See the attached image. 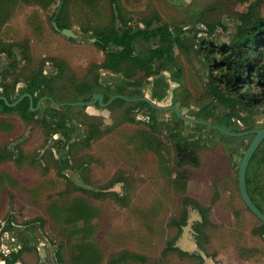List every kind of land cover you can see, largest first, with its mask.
Wrapping results in <instances>:
<instances>
[{
    "label": "rangeland",
    "instance_id": "obj_1",
    "mask_svg": "<svg viewBox=\"0 0 264 264\" xmlns=\"http://www.w3.org/2000/svg\"><path fill=\"white\" fill-rule=\"evenodd\" d=\"M111 1L66 0L61 22L78 33L79 39L53 27L61 0H55L49 9L24 2L3 8L1 38L16 44L21 56L20 63L2 78L10 93H14L12 85L17 82L16 92L20 94V86L28 84L44 65L54 70L49 91L55 100L68 97L72 103L79 99L77 86L92 80L105 59L96 45L94 30L110 26L113 13L115 26L123 29ZM247 8V3L233 0H148L145 11H125V18L135 33L146 29V17L158 13L161 25L186 32L195 28L203 32L202 38L213 30L214 37L229 43L236 33L238 16ZM84 29L90 31L85 33ZM187 34L197 48L200 40ZM153 46L154 41L139 47L137 55L149 59ZM174 62L173 74L183 83L176 92L183 112L210 120L209 111L215 116L225 113L210 92L201 59L187 56L177 46ZM165 70L150 79L143 71L132 79L104 71L99 74L109 78L106 88L111 86L107 84L110 80L121 81L126 92L147 96L161 79L168 84L163 94L168 95L165 102H169L177 84ZM137 108L133 122L125 121L124 107L118 104L111 112L89 108L96 115L89 117L83 108L71 110L81 133H87L90 124L101 133L89 143L80 137L67 143L62 137L55 141L49 135L50 128L41 123L42 113L29 121L16 113L0 115V122H8L0 130V151L10 148L15 153L14 158L0 163V263L9 252L3 241L10 238L4 230L11 220L17 227L40 226L39 238L33 233L24 238L26 248L20 264H41L38 247L53 264H212L209 260L214 264H243L242 240L261 226L248 212L238 186L239 165L253 136L226 138L191 123L179 125L172 133L171 127L160 125L171 113H156L148 105L138 104ZM150 117L156 122L153 125L160 127L158 133L150 130ZM254 120L256 129L264 127L263 114ZM79 215L87 220L83 226L76 223ZM192 218L189 238L201 253L178 247ZM20 241L16 240L17 244ZM257 259L250 264H260Z\"/></svg>",
    "mask_w": 264,
    "mask_h": 264
},
{
    "label": "trees",
    "instance_id": "obj_2",
    "mask_svg": "<svg viewBox=\"0 0 264 264\" xmlns=\"http://www.w3.org/2000/svg\"><path fill=\"white\" fill-rule=\"evenodd\" d=\"M233 1L247 3L248 8L246 12L238 16V26L234 37L229 43H224L223 40L214 37L213 30L207 33V37L200 38L198 29L194 28L186 32L182 28L172 29L167 24L161 25L162 21L158 13L145 18L143 22L145 30L134 33L127 27L130 20L125 18V11L143 12L148 6V0H112L113 12L114 9L118 12L123 29L115 26V13H113L114 20L110 26L94 30L98 36L97 46L106 54V60L99 66V69L123 74L127 79L134 78L139 71H143L146 78L158 76L164 69L171 70L173 68L175 48L181 47L187 56L192 55V57L201 59L200 63L208 73L210 92L225 109L226 114L223 117L226 118V125H229L228 119L236 118L243 120L247 129L254 128V116L264 115V0ZM13 2H24L49 9L55 0H0V29L5 24L1 12H5L3 8ZM58 26L64 28L60 19H58ZM89 31L90 29H84L83 32L88 33ZM187 33H191L190 35H193L194 39L200 40L197 48L192 40H188ZM138 39H144L148 43L155 42V47L150 50L149 59L135 56L134 43ZM14 46L16 44L4 43L0 33V82L10 67L15 66L9 65V68L3 72L1 70V54L8 53V56L12 57V47ZM155 63L160 65L156 66ZM43 73L44 68L42 67L28 79L27 91L32 95L40 90L46 82H49ZM100 79V76L96 77L97 85H100ZM16 83L13 86H16ZM80 86L91 90V82ZM4 93L11 101L9 93L7 91ZM119 102L124 103L125 101L119 100ZM0 108L3 112L8 113L18 111L28 121L36 114L31 111L28 98L15 108L7 106L4 101L0 100ZM204 109L207 111L208 107L206 106ZM212 114L214 112L209 111V115ZM64 120L65 117L62 116L59 128H65ZM129 121H133V119L130 118ZM4 154H0V160L13 158L10 152ZM258 171L261 174L260 178ZM247 183L252 198L259 195L264 200V142L252 159ZM257 206L264 212L261 204H257ZM76 223L83 226L87 220L84 216L79 215ZM134 259L142 258L134 256ZM5 260L6 264H16L20 260V254L13 252Z\"/></svg>",
    "mask_w": 264,
    "mask_h": 264
},
{
    "label": "flooded vegetation",
    "instance_id": "obj_3",
    "mask_svg": "<svg viewBox=\"0 0 264 264\" xmlns=\"http://www.w3.org/2000/svg\"><path fill=\"white\" fill-rule=\"evenodd\" d=\"M62 1V0H61ZM65 1L64 0V4L65 5ZM26 4V3H25ZM29 5V4H28ZM62 10V9H61ZM57 12V11H56ZM56 12H55V15H54V19H53V23L56 22L57 26H58V19H60V22H61V19H62V14L61 12L59 13V15L56 17ZM52 23V24H53ZM61 25L62 27L64 28H59V30H57L54 25V29L58 32H61V30L63 29H66L65 27V24H62L61 22ZM203 33V32H202ZM202 33H199L198 36H202ZM205 35L204 37H207V33L205 32ZM98 41V40H96ZM139 41H145L144 39L141 40V39H138L135 43H134V48H135V56H139L141 59H144V55L140 54V55H137V51L138 48L140 47L139 44H137V42ZM4 43H8V42H5ZM145 43L147 44L148 42L145 41ZM151 42H149L150 44ZM197 43L199 44V41H197ZM8 44H11V43H8ZM153 44V43H152ZM97 45V43H96ZM17 47L18 46H14L12 47V57H9L8 56V53H2L1 54V70L3 72H5L7 69L6 68H9V65L13 64H17V63H20L19 60H21V56L19 54H16V52L18 51L17 50ZM154 48V46H153ZM152 48V49H153ZM101 49V48H100ZM102 50V49H101ZM137 50V51H136ZM103 51V50H102ZM18 53V52H17ZM103 53L105 54V52L103 51ZM25 59H23L21 62H23ZM106 60V54H105V59H104V62ZM103 62V63H104ZM102 63V64H103ZM102 64H100L99 66H101ZM99 66L97 67V70H98V74L94 76V78L90 81H86V82H91V90H86L85 88H83L82 84H85L86 82H82L81 84H79L77 86V93H79V99H74L72 103H69L68 102V97L65 98L64 100L65 101H57L55 100L52 95L50 94V91H49V83L51 82L50 80H52V76L54 75V70H50L48 68H46L44 65L42 66L44 68V77L46 80H48L49 82H46L45 85L42 86V88H40V90L36 91L33 95L31 93H29L27 91V87L29 85L28 84H25L23 86H20L21 88V93L20 94H17L16 92V87L18 85V83H16V86H13L12 85V88L15 89L14 93H10V90L6 87V85H4V83L6 82H0V97H5V91H7V93H9L10 97H11V101L8 99V102L10 105L14 104L15 102H17L21 97H23L24 95L26 94H30L32 95L33 97V101H34V104H33V108L34 110H32L31 108V100L29 97H26L29 99V102H30V109L32 112L36 113L35 114V117L38 115V114H43V120L41 121V123L46 127L50 128L51 132H50V136H53L54 137V140L55 141H58L59 138L58 137H62V139H64V141L67 143L73 139H76L78 137L82 138L81 141L83 142H86V143H89L91 142L92 140H94L95 138H98L99 136H101L100 134L101 133H97L96 130L94 128H91V125H89V131L91 132H87V133H81V130L78 129V125L73 121V117L70 113L71 110L73 109H77V108H83L84 109V112H85V115L88 116V115H93V116H96L95 114H92L88 111L89 108H97L98 110H101L102 112L104 111H108V112H111L113 106L115 105H120L122 107H124V115H125V121L127 122H133L136 118V112L139 110V108L136 109V106L138 104H141L142 107H144L145 105H148L149 107H151L154 111H156V113H160V112H165V113H171L169 116H167V118L163 119L162 122H160V125H163L164 127H171L172 128V133L174 132H177V129H178V126L180 125V127L184 124V123H190V122H187V121H184V120H181L173 111H161V110H156L154 109L149 103L145 102V101H142L141 99L143 98H148L150 100H152L153 102H155L157 105L163 107V108H166V107H170V106H177L179 110H182V108L180 107V102L177 101V93L176 92H179L180 91V88H182L183 86V83L180 82V80H178L179 78H176L177 76H175L173 74V70H165V71H168L170 73V76H171V80L173 82H175L177 84V87L173 89V92H171V100L169 102H165L166 98L168 97V95H164L163 94V90L166 89V92L168 91V84H165V82L163 80H155L156 82L154 83L153 87L154 89L150 92V96H147L145 94H138V91H130V92H126L125 90L122 89L123 87V83H121V81H117L119 83H114V81H110L108 84V88H106V82H108L107 80L109 78H107L106 76H103L101 74H99L100 71H104V72H107L108 75H121V74H116V73H113V72H110V71H105L103 69H99ZM41 67V68H42ZM13 67H10V69H12ZM40 68V69H41ZM8 75V73L6 74V76ZM174 77H173V76ZM97 76H100L101 79H100V85H97V83H95V79ZM178 76H179V73H178ZM111 77V76H110ZM154 77H158V76H154ZM150 78H153V77H150ZM148 78V79H150ZM127 79V78H126ZM132 79V78H131ZM4 86V87H3ZM97 94H102L104 96V103L107 104L113 97H118V96H124L128 99H130L131 101H126L122 98H116L110 105H108L107 107H103L100 105L99 102H97L96 104L92 105V106H68V105H64V104H76V103H80V102H91L94 98V96H96ZM71 97V95H70ZM25 98V99H26ZM24 99V100H25ZM88 99V101H87ZM2 100V99H0ZM23 100V101H24ZM119 100H124L125 102L122 103V102H119ZM4 101V100H2ZM21 101V102H23ZM5 104L11 108H15L17 107L19 104H17L16 106H10L6 103V101H4ZM49 105V106H48ZM127 106V108L125 107ZM136 109V110H135ZM57 111H61V112H56ZM152 110V112H153ZM152 112H149L152 114ZM12 113H16L19 115V117L23 120H26L22 114L18 111H15V112H9V114H12ZM215 113V112H214ZM8 112H3L2 108H0V115H7ZM53 114V115H51ZM185 114V113H184ZM226 114L225 113H219L215 116V114H212V115H209L211 117V120L208 119V118H194L196 120H201V121H206L208 123H211L212 125L214 126H218L222 129H225V130H228L230 132H235V133H241V132H245V131H249V130H255L256 127L254 126V128L252 129H247V126L245 125V122L243 120H240V119H236V118H232V119H228V124L229 125H226V118L223 117V115ZM51 115V116H50ZM104 115V114H103ZM187 115V114H186ZM52 116L55 117V119H53L52 121ZM64 116L65 117V120H64V123H65V128H59V124H60V120H61V117ZM127 116V117H126ZM189 116V115H188ZM256 116V115H255ZM255 116H254V119H255ZM89 117V116H88ZM105 117V116H103ZM191 117V116H189ZM132 118L133 121H129V119ZM154 118V117H153ZM153 118H149L148 120V124H150L149 128L151 131H153V129L155 130L156 129V133L159 132L160 130V127H155L153 124L156 123L155 120ZM193 118V117H191ZM214 119V121H213ZM3 120H6L7 119H3ZM0 122V130H4L3 126H6L7 127V124L8 122ZM158 121V120H156ZM255 121V120H254ZM126 123V122H125ZM54 125V127L50 126V125ZM193 125H196L197 127H201L203 126V128H209L211 130H213L214 132H216L218 135L222 134V135H225L227 137H230V138H233V139H239V138H246L248 136H242V137H233V136H229V135H226V134H223L211 127H208V126H205V125H200V124H195V123H191ZM239 124H242V126H239ZM80 125V124H79ZM226 125V126H225ZM255 125V124H254ZM81 127V125H80ZM93 127V126H92ZM264 128V127H263ZM257 129H262V128H257ZM98 131V130H97ZM167 134V137H168V133ZM165 134V135H166ZM173 135V134H172ZM220 135V136H222ZM249 136H253V139H254V135H249ZM223 137V136H222ZM62 139L60 141H62ZM252 139V141H253ZM59 141V143H60ZM251 141V143H252ZM250 143V144H251ZM58 144V143H57ZM249 144V146H250ZM248 146V147H249ZM247 147V149H248ZM246 149V150H247ZM8 150V151H7ZM6 150V153L9 152L11 149L10 148H7ZM246 152V151H245ZM257 152V151H256ZM5 153V149L0 151V154L3 155ZM10 153L13 155V158L15 157V153L12 151H10ZM245 154V153H244ZM243 154V156H244ZM5 155V154H4ZM254 157V156H253ZM243 158V157H242ZM12 159V158H11ZM253 159V158H252ZM10 159L6 160V159H3L0 160V163L2 162H6V161H9ZM242 160V159H241ZM252 162V160H251ZM250 162V164H251ZM240 166V165H239ZM249 168H250V165H249ZM248 168V170H249ZM259 175H261L258 171V177ZM247 178H248V172H247ZM238 186H239V171H238ZM247 187H248V183H247ZM240 192V190H239ZM249 192V190H248ZM250 195V193H249ZM259 195H256V196H253L254 198H252V196L250 195L252 201L255 203V205L257 206V204H261V206L264 208V200L261 198L259 199L258 198ZM241 197V195H240ZM242 199V197H241ZM243 201V199H242ZM244 203V201H243ZM245 204V203H244ZM246 206V205H245ZM258 207V206H257ZM247 208V206H246ZM259 208V207H258ZM248 212L250 213V215L256 219L257 221L260 222V224H262L263 228H264V224L255 216L253 215L250 210L247 208ZM263 212V211H262ZM264 213V212H263ZM12 222V221H11ZM13 223V222H12ZM8 224V222H7ZM7 227V226H6ZM17 240V239H16ZM16 240H13V242H16ZM16 244V247H10L8 246L9 248L7 249V251H9L8 253H4V256L2 257V261L0 264H6V257H8L11 253L13 252H18L20 254V258H22V253L24 252V248L26 246V244H17V242L15 243ZM2 248V247H1ZM12 249V252L10 251ZM20 261V260H19ZM18 261V262H19ZM18 262L16 264H18Z\"/></svg>",
    "mask_w": 264,
    "mask_h": 264
},
{
    "label": "water",
    "instance_id": "obj_4",
    "mask_svg": "<svg viewBox=\"0 0 264 264\" xmlns=\"http://www.w3.org/2000/svg\"><path fill=\"white\" fill-rule=\"evenodd\" d=\"M63 4H64V0L61 1V4H60V6L57 9L56 17L61 12ZM118 16H119V14L116 11L117 23H119ZM53 25H54V27L57 30H59L56 22H54ZM61 33L63 35H65V36L69 37V38H72V39H79L80 38V35L78 33H76L73 30H70V29H63V30H61ZM16 54H18V53L16 52ZM110 81H113V80H110ZM26 97L30 98V100H31V108H32V110H34V108H33L34 101H33L32 95H30V94L24 95L23 97H21L17 102H15L12 105L9 104L7 98L0 97V99L6 101V103L8 105H10V106H16L21 101H23ZM116 98H122V99H124L126 101H131L130 99H128V98H126L124 96H118V97L116 96V97H113L107 104H105L104 103V96L102 94H97L96 96H94V98H93V100L91 102H80V103H76V104H64V105H68V106H72V105H74V106H77V105H79V106H92V105L96 104L97 102H99L101 106L107 107ZM141 100L149 103L156 110L173 111L181 120H184V121H187V122H190V123L205 125V126L211 127L213 129H215V130H217V131H219V132H221L223 134L229 135V136L242 137V136L254 135V139H253L252 143L250 144V146L246 150V152H245V154H244V156H243V158H242V160L240 162V166H239V190H240V195H241L245 205L247 206V208L250 210V212L253 215H255L264 224V213L252 201V199H251V197L249 195V192H248V187H247V172H248V168H249L250 162H251L253 156L255 155L256 151L259 149L261 144L264 142V128L255 129V130H249V131H245V132H241V133L230 132V131L222 129V128L218 127V126H214L211 123H208L206 121H201V120H196L194 118H191L188 115L184 114V112L179 110L178 107L175 106V105L163 108V107L157 105L155 102H153L152 100H150L148 98H143ZM193 219L194 218L189 220L188 228H184V232L185 233H184L183 238L181 240V243H179L178 247L184 252L186 251V252H192V253H195V252L201 253V250L198 248L196 243L193 242L189 238V234H190V231H191L190 226H191V223H192ZM16 227L17 226H14L12 224L11 220H8V224H7V227L5 228L4 232L7 229H11L12 234L14 235L13 238H20L22 241H24V238L29 236L31 233H33L37 237H38V235L41 234L39 224H35V225H32V226H24V227H19L18 226L17 228ZM209 262L214 264V262H212L211 260H209ZM51 264H53V260H51Z\"/></svg>",
    "mask_w": 264,
    "mask_h": 264
},
{
    "label": "crops",
    "instance_id": "obj_5",
    "mask_svg": "<svg viewBox=\"0 0 264 264\" xmlns=\"http://www.w3.org/2000/svg\"><path fill=\"white\" fill-rule=\"evenodd\" d=\"M137 44L141 46H146L145 41H139L137 42ZM137 51V50H136ZM258 223H260L258 221ZM14 225V223H12ZM261 226L254 228L253 230H251L253 233V231L255 232V234H249V236H245L242 240L243 244L242 245V251H241V258L240 260L242 261L243 264H250V262H252L253 259H257V262H259L260 264H264V228L262 226V224H260ZM15 226V225H14ZM29 226V225H28ZM6 234H9L10 238L7 236L6 240L3 241L7 246H13L16 242L13 243V240H21L19 238H13L14 235L12 234L11 229H7L5 231ZM30 236V235H29ZM26 241V240H25ZM25 241H20L21 244H25ZM246 242V243H245ZM255 243H257V245H255ZM0 247H2V241L0 240ZM38 252L41 255L42 258V262L41 264H51V260H49L48 256L46 255L45 258V252L43 251V248L38 247ZM23 256V255H22ZM258 256V257H257ZM240 261V262H241ZM21 262H23L20 258V261L18 262V264H20Z\"/></svg>",
    "mask_w": 264,
    "mask_h": 264
}]
</instances>
